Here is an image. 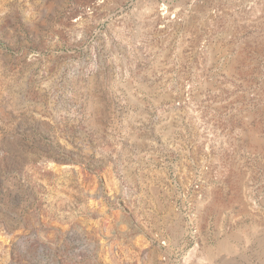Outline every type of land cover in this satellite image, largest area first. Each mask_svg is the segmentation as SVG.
<instances>
[{"label": "rangeland", "instance_id": "374dc122", "mask_svg": "<svg viewBox=\"0 0 264 264\" xmlns=\"http://www.w3.org/2000/svg\"><path fill=\"white\" fill-rule=\"evenodd\" d=\"M0 264H264V0H0Z\"/></svg>", "mask_w": 264, "mask_h": 264}]
</instances>
